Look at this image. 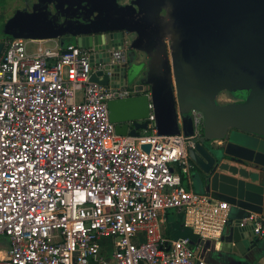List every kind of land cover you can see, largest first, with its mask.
<instances>
[{"label":"built area","instance_id":"1","mask_svg":"<svg viewBox=\"0 0 264 264\" xmlns=\"http://www.w3.org/2000/svg\"><path fill=\"white\" fill-rule=\"evenodd\" d=\"M0 45V264H209L188 237L165 233L173 209L217 248L229 220L231 204L182 183L202 114L191 110L189 136L158 135L152 110L146 130L121 135L107 103L138 92L91 81L106 71L91 64L93 48L12 37ZM126 61L119 48L106 64ZM263 221L241 218L251 239H264Z\"/></svg>","mask_w":264,"mask_h":264},{"label":"water","instance_id":"2","mask_svg":"<svg viewBox=\"0 0 264 264\" xmlns=\"http://www.w3.org/2000/svg\"><path fill=\"white\" fill-rule=\"evenodd\" d=\"M74 1L64 2L66 13L61 23L38 0L31 11H16L0 26V32L12 38L37 40L71 37L77 45L93 48L91 64L104 63L106 71L93 72L91 81L102 85L109 81L122 83L138 92L107 103L110 121L121 135L138 136L146 130V119L152 110L158 135L182 132L189 136L193 133L190 112L199 111L202 135L187 148L195 164L197 182L202 192L211 193L239 211L228 220L217 243L218 250L244 255L254 249L257 242L251 239V226L242 225L241 218L248 212L264 216V91L237 86L240 92L249 91L245 99L216 103L221 87L189 85L178 64L176 46H170L175 52L169 58L167 45L156 37L155 26L139 28L135 1L104 0L99 7L88 0L84 6L76 7ZM73 7L81 12L88 10L91 16L71 20ZM119 48L126 50V63L121 67L106 64L110 52ZM128 80H132V86H128ZM142 149L148 151L149 145H142ZM190 244L201 247L204 255L211 241L190 240Z\"/></svg>","mask_w":264,"mask_h":264},{"label":"flooded vegetation","instance_id":"3","mask_svg":"<svg viewBox=\"0 0 264 264\" xmlns=\"http://www.w3.org/2000/svg\"><path fill=\"white\" fill-rule=\"evenodd\" d=\"M15 1L21 2L23 9L20 10L31 11L38 0ZM88 1L99 7L104 0ZM118 1H135L139 28L144 30L146 24L154 25L157 39L167 45L169 58L175 52L170 46H176V58L189 85L221 87L216 103L245 99L249 91L240 92L237 86L264 91V0ZM64 2L66 0H42L41 6L48 7L52 15L55 14L54 19L61 23L66 13ZM86 2L75 0L74 4L80 7ZM71 12V20L91 16L88 10L81 12L75 7ZM9 18H0V26ZM0 37L9 36L0 32ZM59 39L64 43L74 40L71 37Z\"/></svg>","mask_w":264,"mask_h":264},{"label":"crops","instance_id":"4","mask_svg":"<svg viewBox=\"0 0 264 264\" xmlns=\"http://www.w3.org/2000/svg\"><path fill=\"white\" fill-rule=\"evenodd\" d=\"M37 41L42 46H49V47H56V46L60 47L61 46V44H60L61 40L60 39H38ZM49 42H53L54 44L49 45ZM195 174L196 173H195V168H194V169H192L190 175L188 177H185L183 185L187 189L194 190L196 192H202L200 185L197 182ZM237 213H239V211L237 209L231 208L229 220L233 219ZM253 239L257 242L256 247L244 255H242V254L236 255L233 253H227V252L219 251L218 247L216 248L215 246H213L211 244L210 248L207 249L206 252L204 253V257L207 260V253L208 252H211V251L217 252L218 251L220 253H223V254L230 256V257H233L235 259L238 258L237 260L239 261V264H264V239H261V238L259 239L257 237H254ZM198 248L201 249V247H197V250L201 251Z\"/></svg>","mask_w":264,"mask_h":264},{"label":"rangeland","instance_id":"5","mask_svg":"<svg viewBox=\"0 0 264 264\" xmlns=\"http://www.w3.org/2000/svg\"><path fill=\"white\" fill-rule=\"evenodd\" d=\"M20 9L23 8L21 2L19 1L16 2L15 0H0V18L7 19ZM71 42L76 43L75 40H72ZM53 44H54L53 42H49V45H53ZM34 46L35 44H30V49H33ZM132 84H133L132 80H128V86H132ZM220 98L222 99L223 97L220 96ZM6 244L7 241L4 238L0 243V250H3ZM237 259L227 256L218 251L217 252L211 251L207 253V261L209 262V264H239V261Z\"/></svg>","mask_w":264,"mask_h":264},{"label":"trees","instance_id":"6","mask_svg":"<svg viewBox=\"0 0 264 264\" xmlns=\"http://www.w3.org/2000/svg\"><path fill=\"white\" fill-rule=\"evenodd\" d=\"M195 168V167H194ZM182 183H184L185 176L182 175ZM167 223L165 227V233L168 238L174 239L178 237H188L194 242H198L197 236H195L189 229L184 228L182 225L183 215L176 210H169L166 213ZM194 248L196 245L193 246Z\"/></svg>","mask_w":264,"mask_h":264}]
</instances>
